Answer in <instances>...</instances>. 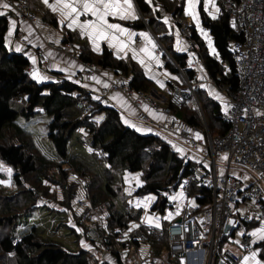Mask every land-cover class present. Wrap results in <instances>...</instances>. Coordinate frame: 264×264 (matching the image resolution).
I'll return each mask as SVG.
<instances>
[{"label":"trees","instance_id":"obj_1","mask_svg":"<svg viewBox=\"0 0 264 264\" xmlns=\"http://www.w3.org/2000/svg\"><path fill=\"white\" fill-rule=\"evenodd\" d=\"M135 2L145 23L156 34L167 52L166 55L164 54V65L173 72L181 71L183 78H180L179 85L186 86L188 82L199 103V109L189 104L193 99L191 96L183 101L181 106H171L173 114L188 125L198 128L204 126L203 117L211 135L224 133L229 125L221 119L219 104L199 88L196 70L189 64L188 54L173 49L172 36L167 34L166 27L161 22V15L164 12L172 15L173 18L183 19L181 2L179 0H152L150 3L146 0H135ZM157 4L160 6L158 10L153 8ZM227 16L228 13L224 12L219 18H210L201 10L202 22L213 37L218 56L208 53L195 28L190 27L188 38L198 46L202 63L209 76L216 83L234 90L238 87V77L231 43L242 40L243 33L237 25L234 28L230 27ZM139 23L144 26L142 22ZM6 29L7 18L2 16L0 17V161L13 168L12 179L16 189L10 195L0 194V264H90L88 251L80 246L78 250L72 249L71 244H66L65 241L47 237L35 225L26 233L19 236L14 234L17 220L35 208L40 193H47L44 181L53 179L54 174L58 173L66 183L71 172L83 179L89 177V173L98 172V175L88 178L89 182L85 188L89 187L91 202L99 207L101 213L108 210L103 226L104 241L99 245L109 248L115 254L117 262L123 264L119 258V250L127 243L116 241L115 236L117 232L129 228L130 220L136 215L129 209L122 212L114 206L111 197L116 194V190L112 183L117 179V172H139L142 185L137 187L136 192L159 194L161 191H168L171 187L176 188L182 177L193 169L194 162L186 161L159 135L142 134L125 125L121 120L120 112L115 107L93 100L77 83L63 77L46 82L31 79L27 73L29 63L27 57L23 53L7 52L4 44ZM69 36L73 40V36ZM77 57L84 63L110 68L115 73L127 77L133 91L148 94L152 88V82L134 61L115 57L106 46L100 53H95L83 45ZM17 97H23L25 104L17 103L15 101ZM79 99L90 100L92 108L88 114L81 115L80 110L75 107V102ZM169 105L171 104L168 102ZM36 111H41L49 117L46 122V133L57 154L56 159L44 154L36 144L32 133L17 121L19 115L28 117ZM99 116H102V119L98 120ZM78 129L83 131L84 138H78L77 141H86L89 148L99 155L101 161L105 163L102 169L77 155L68 153V141ZM107 174L109 179L104 184L106 179L103 178ZM101 179L104 180L102 183L99 182ZM197 190L205 196L199 202L208 199L207 188L202 186ZM166 205V201L159 205L154 202L152 209L159 207L163 211ZM87 210L88 207H85L76 216L78 221L82 220L78 225L85 229L82 234L84 238H87L85 233L90 225H98L97 220L89 224L85 222L84 215ZM148 231L147 248L152 253L160 254L167 248L166 230ZM76 241L74 240L73 243ZM130 242L139 243L135 239H131Z\"/></svg>","mask_w":264,"mask_h":264},{"label":"built area","instance_id":"obj_2","mask_svg":"<svg viewBox=\"0 0 264 264\" xmlns=\"http://www.w3.org/2000/svg\"><path fill=\"white\" fill-rule=\"evenodd\" d=\"M7 2L18 10L21 17L33 20V16L24 10L22 1L18 0L14 5L12 0ZM219 5L222 11L231 15L233 24L243 33L242 40L231 44L238 87L234 90L223 87L230 107L227 113L221 111V119L228 123V129L222 134L211 135L205 126V130L201 128V139L192 136L189 129L177 130L178 136L193 151H201L206 161H195L196 165L179 183L183 193L181 210L166 226L165 250L155 255L149 252L138 254L130 240L146 245L148 230L127 228L116 233V241L127 243L123 249L129 251L127 259L130 264H238L242 255L253 250L255 245L252 236L245 231V224L252 220L264 221V0H219ZM177 20L180 31L188 37L190 24L183 19ZM16 35L20 36L19 33ZM190 43L194 46L192 41ZM65 46L71 47L69 44ZM40 59H43L42 55ZM100 68L85 63L84 75H91ZM168 88L171 105L165 111L173 115L170 120L173 128L179 119L173 114L172 107L181 106L191 96L195 100L196 97L188 82L181 86L169 81ZM110 90L126 95L133 92L128 80L120 74L100 92ZM15 101L25 104L23 97H17ZM75 107L81 115H86L92 104L90 100L79 99ZM189 126L199 131L198 127ZM217 157L220 158L218 162ZM202 186L209 190V197L199 202L204 199V194L199 190L191 191V187ZM76 204L80 211L89 206L84 215L87 224L97 218L98 225H90L85 234L88 240L101 244L105 236V217L99 207L86 204V200H78ZM239 206L244 213L239 212ZM238 230L242 232L236 237Z\"/></svg>","mask_w":264,"mask_h":264},{"label":"crops","instance_id":"obj_3","mask_svg":"<svg viewBox=\"0 0 264 264\" xmlns=\"http://www.w3.org/2000/svg\"><path fill=\"white\" fill-rule=\"evenodd\" d=\"M17 1L18 0H12V4L14 5ZM20 1H22L24 10L33 16L32 21L21 17L18 10L13 7L8 10L0 9V11L6 13L5 15H0V17L5 16L7 18V29L4 37L6 50L8 53H23L27 57L29 62L27 73L31 79L37 82H46L56 81L60 77H63L77 83L93 100L115 107L120 112L121 120L125 125L134 128L135 130L139 128L140 131L138 132L142 134L152 133L159 135L163 140L171 145L172 150L182 156L186 161H188L187 159L192 160L194 162V166L196 165L195 161H199L197 159V154L193 152L190 146L186 144L176 132L179 128H186L189 129L190 134L195 137V133H200L202 131L201 128H198L199 131L192 130L190 126L182 121V119L178 116H176L179 119L178 125L173 126L172 128V126H170V120L173 115L168 114L165 111L168 106L169 81L178 83L180 81L179 77H183L180 71L177 73L173 72L164 65V54L166 55L167 52H165L166 50L156 34L145 23L135 0H132V3L137 19L120 20L118 17H108V20L110 23H119L137 34L141 32L147 33L151 38L152 43L156 45L155 48H152L151 45L148 44L147 40L139 35L133 37L134 43L131 44L130 47L121 51H118L116 46H110L107 40H98L95 44H93L89 41L87 36L82 37L80 35V30L78 28L69 29L66 24L59 23L61 19L59 13L52 12L51 9L42 2V0ZM179 1L182 4L183 20L186 23H189L190 27L197 30L207 48L208 53L218 56L213 37L209 33L208 29L204 27L202 22L201 10L207 17L219 18L224 13L219 5V0H214L215 7L209 4L207 11L204 8L203 0H199L197 7L199 23H197L196 20H193L191 14H185L187 0ZM52 2H54V0H49V3ZM153 8L158 10L160 6L157 4ZM161 16L162 25L166 27L167 34L172 36L173 49L176 52H185L188 54V62L196 70L197 85L199 88H202L211 99L215 100L219 104L221 111H224L225 106L228 105L227 97L223 90V87L225 88L226 86L216 83L209 76L204 67V63H202V57L199 54L198 46L196 44L192 46L190 39L182 34L180 26L177 23V18H173L172 15L167 12L162 13ZM84 18L85 17H82L81 19ZM87 18L91 19L90 16ZM165 18H167V23H165ZM10 21H14V24L10 23ZM139 22H142L144 26H141ZM227 22H229L230 27L234 28L235 25L233 24L230 14L227 16ZM190 27L188 29H190ZM10 28L12 29L11 35H9ZM17 33H19L20 36H17ZM68 35H71V37L73 36V40H71ZM65 44H69L71 46L70 49H68ZM83 45H86L95 53H100L102 48L106 46L115 57L123 60L134 61L145 76L152 82L150 92L148 94L142 93L141 95L136 91H133L131 95H126L115 90L101 93V88L105 87L111 80H115L118 73L101 67L99 70L94 71L91 75H84L85 63L77 57V53ZM17 48H19V51H17ZM140 48H147L148 52H141ZM132 49H135V59L133 58ZM40 55H42L43 59H40ZM140 61H143V63ZM90 64L92 66H97L94 63ZM125 78L128 80L127 77ZM201 85H203V87H201ZM217 94L222 99H218ZM148 98L150 99L148 100ZM101 117L102 116H99V118ZM125 121H127V123H125ZM200 135L202 137L201 133ZM180 146L183 148L180 149ZM203 162L205 163V161ZM102 168L103 166L100 167V169ZM133 173L137 172L127 171L124 175L126 180L123 184H125L124 186L126 189H137V187L142 185V180H136L135 183H131L130 179ZM128 209L129 208H127V210ZM238 210L239 212H245L242 209V206H239ZM105 216L106 214L104 213V217ZM143 227H145L144 224ZM261 227H264V221L252 220L245 224V231L250 234L254 230ZM241 232V230H238L235 232V236L239 237ZM74 234L77 237L76 240L80 241L79 246L86 251L91 252L86 246L94 245L92 241L78 234L76 230L74 231ZM252 238L253 241L255 240V245L254 249L251 251L259 250L257 257L262 261V264H264V241L258 240L253 236ZM140 244L141 243H134L137 250H140ZM97 250L99 251V249ZM251 251L245 252L238 264H242L243 257L245 255H249ZM102 252V255L105 256L106 263L121 264L117 262L116 256L111 252V250L104 249ZM147 252L152 253L147 248V245H145L143 253ZM89 255H95V253L91 252ZM152 255H155V253H152ZM120 260L123 263L121 258Z\"/></svg>","mask_w":264,"mask_h":264},{"label":"rangeland","instance_id":"obj_4","mask_svg":"<svg viewBox=\"0 0 264 264\" xmlns=\"http://www.w3.org/2000/svg\"><path fill=\"white\" fill-rule=\"evenodd\" d=\"M189 104H193L199 109V103L194 98L189 101ZM48 119L49 117L43 112L36 111L28 117L19 115L17 121L24 129L32 133L36 144L44 154L50 158L56 159L57 154L51 140L46 133V122ZM202 120L204 122V126L201 128L205 130V126H207L206 121L203 119V117ZM82 134L83 131L81 129L73 132L68 141V153L70 155H77L86 162L95 166H105V163L101 161L99 155L94 153L91 148H89V146L86 144V141H77L78 138H84ZM182 148L183 147L180 146V149ZM193 152L197 154L198 160L206 161L201 151ZM216 160L218 162L220 161V158L217 157ZM0 165H3L4 169L0 170V181L4 182L0 183V194L2 196L10 195L16 189L12 179L13 168L10 165L5 164L3 161H0ZM9 168L12 170L11 174H9L7 171ZM240 172L245 171L240 169ZM97 173L98 172H92L89 173V175L96 176L98 175ZM126 173L127 172H117V179L112 183L113 188L116 190V194L111 197L112 201L114 202V206L122 212H125V210L129 208V210L136 215V217L131 219L129 222L130 229L142 228L144 224L145 227L143 228L150 230V232L155 229L149 228H157L158 230L165 231L171 216L173 218V216H175L177 212H180L181 210L183 196H180V193L182 185L179 184L176 188L171 187L168 191H161L159 194H155L153 192L137 193V189H126L124 186L125 184H123V182L126 180L124 175ZM90 176L83 179L78 174L71 172L67 177L66 183H64V180L61 179L57 173L54 174L53 179L44 181L47 187V193H40L35 208L17 220L16 224L14 225L15 236H19L28 232L30 227L35 225L38 230L44 232L47 237L65 241L66 244H71L72 249L76 248V250H78L80 241L77 240L76 243H73V241L77 238L74 234V231L76 230L78 234L82 235L85 229L83 226L78 225L80 222H82V220L78 221L76 218V216H78V212L80 211V207L77 206L76 203L78 200H86V204L93 205L90 198L91 194L89 187L87 186L85 188V185H87V182H89V179H91ZM103 179L106 180L104 181ZM103 179L99 180V182L102 183L104 181L105 184V182L109 179L108 174ZM136 180H141V174L139 172L133 173L131 176V183H135ZM191 191H197V188L191 187ZM72 192H74V194H72ZM149 196H152L155 199L149 201L147 208H145V198ZM170 197H177V199L173 200L170 199ZM162 198L163 201L165 200L167 202L165 209L163 211L159 207L152 209L154 202H156L157 205L163 202L161 201ZM137 202L140 203V207L136 206ZM191 203L194 204V201ZM104 213L107 214L108 210L106 209V211L102 213L103 217ZM169 213H172V215L165 219L164 217L169 216ZM148 216H151L154 219L159 217L160 219L158 223L160 224V227H156L155 223L150 225L147 222ZM133 225H137V227H133ZM86 247L91 252L95 253V255H89L91 252H88V256H90V264H108L105 262V256L102 255V250H104L102 246L99 244H94ZM97 249H99L101 252H99ZM144 249L145 244L141 243L140 250H137L138 254L145 255L146 253H143ZM119 255L123 261V264H130L129 260L127 259L129 255V251L127 249L121 248L119 250Z\"/></svg>","mask_w":264,"mask_h":264},{"label":"snow or ice","instance_id":"obj_5","mask_svg":"<svg viewBox=\"0 0 264 264\" xmlns=\"http://www.w3.org/2000/svg\"><path fill=\"white\" fill-rule=\"evenodd\" d=\"M42 2L51 9L54 13H59L61 19L59 23L66 24L69 29L78 28L80 30V35L82 37L87 36L90 42L95 44L98 40H107L110 46H116L118 51L124 50L130 47L134 43L133 37L139 35L147 40L148 44L152 48H155L156 45L152 43L151 38L147 33H135L130 31L128 28L122 26L119 23H110L108 17H118L120 20H129L137 19L135 14L134 6L132 0H54V2L49 3V0H42ZM150 3L151 0H148ZM199 0H187V6L185 7V14H191L193 20L198 21V7ZM204 8L207 11L209 4L215 7L214 0H203ZM11 4L7 0H0V9H11ZM218 10V9H217ZM6 13L0 11V15H5ZM91 17L88 19L87 17ZM85 17L84 19H81ZM167 18H165V23H167ZM14 24V21H10ZM12 34V29L9 30V35ZM97 50V49H94ZM19 51V48H17ZM133 51V58H136L135 49ZM141 52L147 53V48H140ZM155 58V57H152ZM143 63V61H140ZM203 87V85H201ZM218 99H222L217 94ZM226 105L224 108L225 113H227ZM102 119L101 118H97ZM127 123V121H125ZM137 131H140L137 128ZM196 139H201L200 133H195ZM0 170L3 169V165H0ZM8 173L11 174V169H7ZM0 183H4L0 181ZM180 196H183V193H180ZM155 199L152 196L145 198L144 207L147 208L148 202ZM170 199H177V197H170ZM137 207H140V203L137 202ZM179 214V212H177ZM172 213H169V216L164 217L165 219L169 218ZM159 217L155 219L151 216L147 217V222L151 225L155 223L156 227H160L158 223ZM231 223V221H229ZM137 227V225H133ZM79 230V229H78ZM251 236L256 237L258 240L264 241V227L254 230L250 233ZM255 243V240L253 241ZM259 250L251 251L249 255L243 257L242 264H262V261L258 259L257 253Z\"/></svg>","mask_w":264,"mask_h":264},{"label":"water","instance_id":"obj_6","mask_svg":"<svg viewBox=\"0 0 264 264\" xmlns=\"http://www.w3.org/2000/svg\"><path fill=\"white\" fill-rule=\"evenodd\" d=\"M161 201H163V198H162V200Z\"/></svg>","mask_w":264,"mask_h":264}]
</instances>
